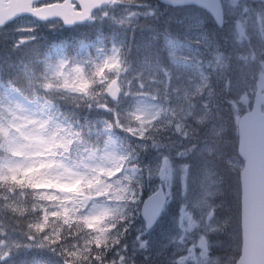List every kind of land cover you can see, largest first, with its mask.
Masks as SVG:
<instances>
[{"label":"clouds","instance_id":"1","mask_svg":"<svg viewBox=\"0 0 264 264\" xmlns=\"http://www.w3.org/2000/svg\"><path fill=\"white\" fill-rule=\"evenodd\" d=\"M22 7L0 18V264H264V0ZM81 24L111 31L44 35ZM253 168L255 230L234 207Z\"/></svg>","mask_w":264,"mask_h":264},{"label":"water","instance_id":"2","mask_svg":"<svg viewBox=\"0 0 264 264\" xmlns=\"http://www.w3.org/2000/svg\"><path fill=\"white\" fill-rule=\"evenodd\" d=\"M11 5L5 9L2 7L5 3ZM200 3L208 8H213L215 6V0H181L182 4H197ZM25 3V0H0V18H7V16L17 15L22 11H26L22 7ZM74 26V25H73ZM258 92L256 94V99L259 102L262 99L260 91L264 88V81H261L257 84ZM247 127L251 132H255L257 128V121L255 119H250L247 121ZM247 151L253 160L257 157V143L254 135L249 138L247 142ZM241 192H242V201L241 204L244 208L247 222L249 226L255 230V227L260 218L261 211V202L262 196L258 188V174L255 168H253L247 177L241 176ZM151 211V209H148Z\"/></svg>","mask_w":264,"mask_h":264},{"label":"trees","instance_id":"3","mask_svg":"<svg viewBox=\"0 0 264 264\" xmlns=\"http://www.w3.org/2000/svg\"><path fill=\"white\" fill-rule=\"evenodd\" d=\"M102 28H100V30H102ZM99 31V30H98ZM93 33V31L87 30L86 27H77V28H72L69 30H65V29H61L59 32H46L44 33L47 41L51 42V41H56V42H60V41H68V42H75L76 40H82L85 43H91V41H93L95 38L94 36L91 34ZM85 51H87V49H85ZM235 200H234V207H235V211L237 213V207H238V193H237V189H238V180L235 182Z\"/></svg>","mask_w":264,"mask_h":264},{"label":"rangeland","instance_id":"4","mask_svg":"<svg viewBox=\"0 0 264 264\" xmlns=\"http://www.w3.org/2000/svg\"><path fill=\"white\" fill-rule=\"evenodd\" d=\"M189 12H195L194 10H192V11H189ZM94 27V26H93ZM91 31H93V33H91L93 36H94V38L96 37V33H97V31L99 30V29H97L96 27H94V28H92V29H90ZM102 32H104V33H109L110 31H111V26H109V25H104L103 26V29L101 30ZM95 40V39H94ZM103 47V45H99L98 47H97V51H99L101 48ZM88 51V50H87ZM86 51V52H87ZM113 67H118V65L117 64H114V63H108V62H105V64H104V66L100 69V74L101 75H103V73H104V71H107V70H110L111 68H113ZM97 222H99V221H97ZM185 227L187 228V229H189L190 231L191 230H195V228L196 227H198V221L192 216V214L191 213H189L188 214V216H187V218H186V220H185Z\"/></svg>","mask_w":264,"mask_h":264},{"label":"snow or ice","instance_id":"5","mask_svg":"<svg viewBox=\"0 0 264 264\" xmlns=\"http://www.w3.org/2000/svg\"><path fill=\"white\" fill-rule=\"evenodd\" d=\"M53 7H61L63 10L59 12V15H62L67 23H72L74 19L80 18L82 19L83 16L87 15L89 5L85 3V11L83 13H74L71 9V5L68 6H61V5H53ZM27 11H37L38 9L29 8L26 9ZM14 178V177H13ZM159 195V194H157ZM149 206L146 205V213L148 212Z\"/></svg>","mask_w":264,"mask_h":264}]
</instances>
